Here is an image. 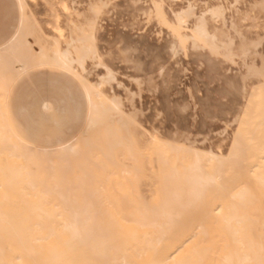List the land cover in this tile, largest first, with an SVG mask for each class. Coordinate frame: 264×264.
<instances>
[{"label": "bare ground", "instance_id": "obj_1", "mask_svg": "<svg viewBox=\"0 0 264 264\" xmlns=\"http://www.w3.org/2000/svg\"><path fill=\"white\" fill-rule=\"evenodd\" d=\"M17 1L24 22L0 49V97L22 74L54 67L81 82L89 116L75 142L38 151L11 127L0 101V264H264V102L247 114L226 158L157 138L147 152L121 102L100 89L105 81L92 86L75 73V64L84 70L97 55L93 36L71 37L63 48L34 26L47 45L36 56ZM183 16L176 15L180 26ZM192 38L214 46L204 17ZM148 180L149 201L140 190Z\"/></svg>", "mask_w": 264, "mask_h": 264}, {"label": "rangeland", "instance_id": "obj_2", "mask_svg": "<svg viewBox=\"0 0 264 264\" xmlns=\"http://www.w3.org/2000/svg\"><path fill=\"white\" fill-rule=\"evenodd\" d=\"M24 7L36 56L47 45L34 26L63 48L71 37L93 36L97 55L86 59L84 70L75 64V73L92 86L105 81L100 89L121 102L147 152L157 138L192 154L226 158L247 114L263 106L264 0H24ZM23 17L17 0H0V49L16 37ZM199 17L216 37L214 46L192 38ZM64 73L32 69L0 97L11 127L31 149L57 151L84 134L83 87ZM140 190L149 201L151 181Z\"/></svg>", "mask_w": 264, "mask_h": 264}, {"label": "snow or ice", "instance_id": "obj_3", "mask_svg": "<svg viewBox=\"0 0 264 264\" xmlns=\"http://www.w3.org/2000/svg\"><path fill=\"white\" fill-rule=\"evenodd\" d=\"M21 7H22V5H21ZM157 7H158V5H157ZM261 76H262V78H264V69H261ZM90 103H91V101H90Z\"/></svg>", "mask_w": 264, "mask_h": 264}]
</instances>
